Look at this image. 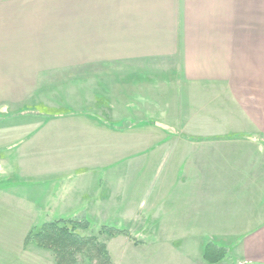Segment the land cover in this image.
<instances>
[{
	"label": "crops",
	"instance_id": "0c3cea01",
	"mask_svg": "<svg viewBox=\"0 0 264 264\" xmlns=\"http://www.w3.org/2000/svg\"><path fill=\"white\" fill-rule=\"evenodd\" d=\"M37 88L67 89L101 121L131 119L112 105L134 95L179 121L161 142L185 153L172 222L246 233L237 264H264V0H0V115L17 117L19 94ZM1 117L0 135L12 130ZM100 124L87 131H116Z\"/></svg>",
	"mask_w": 264,
	"mask_h": 264
},
{
	"label": "rangeland",
	"instance_id": "374dc122",
	"mask_svg": "<svg viewBox=\"0 0 264 264\" xmlns=\"http://www.w3.org/2000/svg\"><path fill=\"white\" fill-rule=\"evenodd\" d=\"M66 90L19 94L17 117L0 115L12 127L0 135L5 148L0 151V264H55L52 252L25 248L24 239L43 223L74 217H84L89 224L84 234L105 244L108 264H208L203 259L208 244L227 249L220 264H237L235 254L246 233H195L172 222L170 203L187 187L180 183L185 165L179 167L185 153H173L167 142L181 127L179 121L171 125L155 114L154 105L133 103L137 95L130 97L131 104L112 105L125 108L131 119L118 112L117 118L97 120L91 104L63 100ZM161 96L169 97L163 91ZM97 107L101 111L104 105ZM125 122L134 129L87 131L95 123ZM110 228L127 231L141 244L122 235L108 237ZM89 249L86 259L75 255L76 264H101L96 249Z\"/></svg>",
	"mask_w": 264,
	"mask_h": 264
},
{
	"label": "trees",
	"instance_id": "16d2710c",
	"mask_svg": "<svg viewBox=\"0 0 264 264\" xmlns=\"http://www.w3.org/2000/svg\"><path fill=\"white\" fill-rule=\"evenodd\" d=\"M127 126V124H123L121 126H115L114 129L121 131ZM88 228L89 224L84 217L46 222L39 228H33L27 233L24 239V247L33 245L52 252L55 256V264H76L75 255H80L81 258L86 259L89 257V248H92L96 249L97 255L103 259L100 263L108 264L110 260L105 244L99 242L94 236L85 235L84 232ZM109 230L112 233H107L106 235L110 238L122 235L127 237L135 245L141 244V241H137L127 231L111 228ZM101 233L104 232L101 231ZM85 250H87L86 254L83 252ZM226 255V248L213 244L206 245L203 251V259L208 264H220L222 260H225Z\"/></svg>",
	"mask_w": 264,
	"mask_h": 264
}]
</instances>
